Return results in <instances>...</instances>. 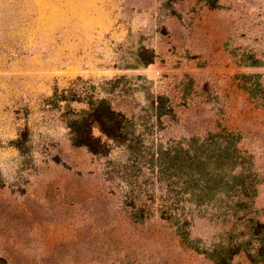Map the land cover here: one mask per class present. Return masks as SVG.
<instances>
[{
	"label": "rangeland",
	"instance_id": "rangeland-1",
	"mask_svg": "<svg viewBox=\"0 0 264 264\" xmlns=\"http://www.w3.org/2000/svg\"><path fill=\"white\" fill-rule=\"evenodd\" d=\"M0 264H264V0H0Z\"/></svg>",
	"mask_w": 264,
	"mask_h": 264
},
{
	"label": "trees",
	"instance_id": "trees-1",
	"mask_svg": "<svg viewBox=\"0 0 264 264\" xmlns=\"http://www.w3.org/2000/svg\"><path fill=\"white\" fill-rule=\"evenodd\" d=\"M105 129V128H104ZM104 131H106L107 133H109L110 135H113V134H111V132H109V131H107V130H104Z\"/></svg>",
	"mask_w": 264,
	"mask_h": 264
}]
</instances>
